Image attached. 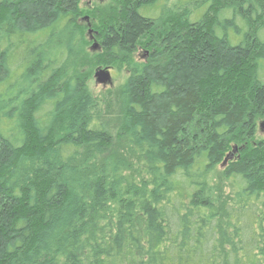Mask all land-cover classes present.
<instances>
[{
  "label": "trees",
  "instance_id": "trees-1",
  "mask_svg": "<svg viewBox=\"0 0 264 264\" xmlns=\"http://www.w3.org/2000/svg\"><path fill=\"white\" fill-rule=\"evenodd\" d=\"M164 1L0 0V264H264V0Z\"/></svg>",
  "mask_w": 264,
  "mask_h": 264
},
{
  "label": "rangeland",
  "instance_id": "rangeland-1",
  "mask_svg": "<svg viewBox=\"0 0 264 264\" xmlns=\"http://www.w3.org/2000/svg\"><path fill=\"white\" fill-rule=\"evenodd\" d=\"M110 0H82L81 6L85 9H93L96 7H102L106 5ZM178 0H166L163 2V6L166 5V8H170ZM85 19V23L89 24V22ZM88 34V32H87ZM93 35V34H92ZM91 34L88 35L90 45H89V53H88V64L84 67L83 71L85 75L89 76L88 85L92 92V94L99 98L101 101V105L99 108V114L104 118L105 122H107V118L111 119V124L116 125L118 121V115L120 113L119 104L117 102V94L120 88L121 83L124 82L125 77L129 74L126 67H122L121 69H109L104 65H100L98 63L97 57L99 52H101V47H94V43L97 42V39L93 38ZM148 50L144 48H140L134 55L136 61L142 62L147 59ZM99 69H109L111 72L112 82L109 84H100L96 81L95 73ZM108 96V97H107ZM107 100L110 103L111 112L107 113ZM256 138L261 139L264 138V118L259 121L257 131H256ZM234 149V148H233ZM222 166H219L221 168ZM218 168V169H219Z\"/></svg>",
  "mask_w": 264,
  "mask_h": 264
},
{
  "label": "water",
  "instance_id": "water-1",
  "mask_svg": "<svg viewBox=\"0 0 264 264\" xmlns=\"http://www.w3.org/2000/svg\"><path fill=\"white\" fill-rule=\"evenodd\" d=\"M91 34V32L89 31V35ZM94 47H100V45L95 42L94 43ZM95 78L96 81L100 84H110L112 82V78H111V72L109 69H99L98 71H96L95 73ZM238 149L237 147L234 148V152H236Z\"/></svg>",
  "mask_w": 264,
  "mask_h": 264
},
{
  "label": "flooded vegetation",
  "instance_id": "flooded-vegetation-1",
  "mask_svg": "<svg viewBox=\"0 0 264 264\" xmlns=\"http://www.w3.org/2000/svg\"><path fill=\"white\" fill-rule=\"evenodd\" d=\"M86 20L89 22V24H88V26L90 27V28H89V31L91 32V35L93 34V35H92L93 38H95V37H96L95 35H97V32H96V30H94L93 27H91L92 23H91V21L89 20L88 17H86Z\"/></svg>",
  "mask_w": 264,
  "mask_h": 264
}]
</instances>
